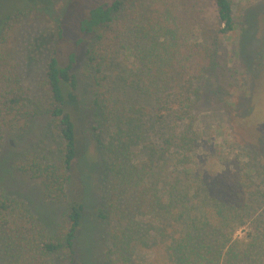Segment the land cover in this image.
Returning <instances> with one entry per match:
<instances>
[{"label":"rangeland","instance_id":"374dc122","mask_svg":"<svg viewBox=\"0 0 264 264\" xmlns=\"http://www.w3.org/2000/svg\"><path fill=\"white\" fill-rule=\"evenodd\" d=\"M112 1L3 0L0 5V30L9 12L23 11L7 23L0 42L4 56L19 66L28 99L24 116L3 130L0 194L28 210L27 222L36 233L34 241L30 234L29 254L45 236L63 244L69 209L77 202L84 212L74 256L62 248L44 257L48 264H172L166 246L183 227L174 220L176 215L167 218L143 208L129 219L122 216L127 204L120 200L115 206L116 193L132 195L145 187L160 204L180 199L185 210L182 222L204 213L218 228L219 219L225 217L233 251L254 256L264 244V0H229L235 29L225 35L219 33L213 0H200L203 24L188 42L210 48L212 65L194 84L190 111L162 123L153 118V100L140 81L146 80L140 70L142 62L151 66L150 60H157L153 47L163 55L160 51L166 43L158 39L154 45L155 41L137 39L132 28L123 29L120 57L106 72L123 117L114 128L99 126V151L92 130L96 125L93 78L85 54L93 39L75 44L80 20L91 8ZM144 4V0L128 1L120 22L124 24L126 17L133 27ZM53 50L61 66L71 53L76 54V102L68 103L67 111L75 124L78 154L71 181L62 193L47 198L40 180L21 168L61 161V142L39 89ZM189 128L201 137L194 160L182 166L176 147L165 142L173 131L179 135ZM0 237L5 239L0 264H17V246Z\"/></svg>","mask_w":264,"mask_h":264},{"label":"trees","instance_id":"16d2710c","mask_svg":"<svg viewBox=\"0 0 264 264\" xmlns=\"http://www.w3.org/2000/svg\"><path fill=\"white\" fill-rule=\"evenodd\" d=\"M128 1L130 0H113L107 4L97 5L91 8L78 24L80 38L76 40L75 45L78 47L84 38L93 39L91 48L85 54L93 78L91 107L95 112L96 125L92 130L97 138L99 151L102 146L98 135L99 126L114 128L123 117L119 110V101L115 98L106 76L107 70L120 57L123 49L121 37L123 29L132 28L131 31L135 32L137 39L149 40L151 43L155 41L152 43L154 45H157L158 39L166 43L160 51L165 52L163 55H159L157 46L153 47L157 60H150L153 62L151 66L142 62L144 69L140 70L143 78L146 79L140 81L144 82L145 92L153 100V118L160 123L170 116H175L176 113L190 111L192 99L196 96L194 84L210 69L213 60L210 48H199L195 43L188 42L189 35L203 24L200 0H150L147 4V0H144V6L139 7L143 13L138 16V21L133 27L126 21V17L124 24L120 22V18L125 15L122 13ZM213 2L215 17L220 26L219 33L225 35L233 32L235 26L229 0H213ZM3 4V0H0V5ZM22 12V9L18 8L3 18L0 42L7 23L23 14ZM58 36L60 40L61 29ZM185 37L188 38L186 41ZM75 63L76 54L73 52L68 56L67 64L61 66L56 50H53L45 68L43 81L39 84V89L43 93L41 103L44 111L55 124L61 142L60 163L54 166L35 163L21 168V171L31 178L40 180L44 196L47 198L62 193L71 181V171L78 154L75 124L67 111V104L76 102L75 92L78 81L74 73ZM190 67H193L191 73L187 72ZM27 102V92L21 84L19 66L16 62L8 60L0 47V143L3 130L24 116ZM179 135L177 131H173L165 143L169 147H176L177 154L181 157L180 164L186 166L194 160V149L201 134L189 128ZM148 191V188L141 187L136 192L133 191L132 195L127 193L123 196L116 193L114 203L115 206L119 205L121 200L125 205L127 204L126 207L122 206L124 208L122 216L129 219L143 208L153 210L167 218L176 215L174 220L180 222L183 227L166 246L172 264L264 263L262 256L264 244L260 245L259 252L254 256L233 251L232 244H229V235L226 233L229 224L225 217L219 219L218 228L210 224L204 213L196 217L197 220L192 221L193 219L189 218L187 223L182 222L180 217L185 210L181 208L180 204H184L180 199L170 198L169 202L160 204L157 196ZM23 206L0 194V235L9 238L11 243L17 246L19 252L16 263L48 264V260L44 257L62 248L67 255L73 257L77 235L82 227L83 205L77 202L71 204L67 216L68 229L63 244L56 242L54 244L45 236L44 240L37 242L35 252L32 250L30 254L27 244L36 240V233L27 222L28 210ZM4 240L0 237V248L2 243L5 244Z\"/></svg>","mask_w":264,"mask_h":264}]
</instances>
